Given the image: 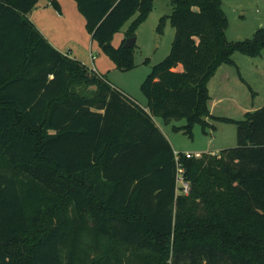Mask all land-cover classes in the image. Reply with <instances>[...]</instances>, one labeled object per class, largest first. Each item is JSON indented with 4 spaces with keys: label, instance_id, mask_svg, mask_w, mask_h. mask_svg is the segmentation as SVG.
I'll return each mask as SVG.
<instances>
[{
    "label": "trees",
    "instance_id": "trees-1",
    "mask_svg": "<svg viewBox=\"0 0 264 264\" xmlns=\"http://www.w3.org/2000/svg\"><path fill=\"white\" fill-rule=\"evenodd\" d=\"M75 1L93 38L133 67L135 43L111 39L137 14L126 32L135 36L153 0ZM37 2L0 0V264H133L134 253L156 264H264V104L216 117L237 123V145L180 151L188 193L155 120L186 117L190 135L196 122L212 126L211 77L236 51L260 54L264 27L230 41L221 0H171L175 37L141 84L143 107L58 49L28 15Z\"/></svg>",
    "mask_w": 264,
    "mask_h": 264
},
{
    "label": "rangeland",
    "instance_id": "rangeland-1",
    "mask_svg": "<svg viewBox=\"0 0 264 264\" xmlns=\"http://www.w3.org/2000/svg\"><path fill=\"white\" fill-rule=\"evenodd\" d=\"M60 1L63 4V14L57 15L59 11L56 7L53 8L41 17L42 26L50 31L49 34L56 42L66 48L65 51L71 50L74 55L78 54L80 57L82 56L78 50L84 51L85 57L82 58L86 61L92 49L97 58L101 59L103 70L99 71L112 84L129 93L141 106L146 107L148 99L141 89V84L153 66L169 54L175 37V27L167 16L173 10L171 0H153L152 10L137 26L133 51L135 65L130 68L119 67L103 49L98 39L93 38L86 26V18L75 0ZM221 6L228 18L225 34L230 41L251 38L257 30L264 27V0H221ZM136 16L137 14L132 15L113 34L111 39L113 46H120L124 38H128L127 29ZM162 16H165V20L159 29L158 24ZM233 57L239 62L238 66L222 63L221 69L226 67L227 71L220 72L221 69L218 68L216 76L213 75L208 84L210 104L214 101L212 97H223L213 109L215 115L213 114L212 118L215 120L213 123L218 126L217 131L214 124L204 129L201 123L196 122L190 135L184 129L186 117L173 118L165 122L161 116H156L176 151L193 150L197 153L217 144H223L224 148L237 145V123L216 117L223 114L235 120L243 119L247 110H254L264 104V47L260 54L250 55L236 51ZM223 74L226 76L225 81L220 80ZM227 76L233 77L227 79ZM149 257L150 259L147 253L142 255L134 253L130 254V261L133 264H156L154 257ZM78 264L87 263L80 261Z\"/></svg>",
    "mask_w": 264,
    "mask_h": 264
},
{
    "label": "crops",
    "instance_id": "crops-1",
    "mask_svg": "<svg viewBox=\"0 0 264 264\" xmlns=\"http://www.w3.org/2000/svg\"><path fill=\"white\" fill-rule=\"evenodd\" d=\"M57 2L58 6L56 4H54V2ZM53 2V0H38L36 6L28 13L29 17L34 21V23L36 24V26H39L38 28L41 30H43L44 32V35L58 48L60 49L61 51L63 52H67L69 53L70 55L76 57V58H79L80 60H82L84 63H89L90 65H92V68H95L100 74H103L101 71H99V69H102L103 70V67L100 63V60L99 58H97L98 56L96 55V53L90 49V54L87 55L88 56V62L86 60H84L82 57H85V54H84V51L81 50H78V53H80V55L82 57H80L78 54H73V52L70 50L69 52L68 51H65L66 48H63L61 45L62 44H59L58 42H56V40H54V38L49 34L50 31H47L46 28H44L41 24V21L40 19H42L41 17L42 16H45L47 14V12H49L50 10H53V8H57V10L59 11V13H57V15H60V14H63L64 12V9H63V4L60 0H55ZM53 16V15H52ZM41 30V31H42ZM84 46V45H83ZM92 48V47H91ZM64 49V50H63ZM79 49V48H78ZM83 49V48H81ZM93 54L95 56V58H91L90 55ZM235 60V63H226V64H232V65H236L238 66L239 62L237 61L236 57L234 58ZM88 65V64H87ZM89 66V65H88ZM221 66V65H220ZM221 69V67H219ZM219 69V70H220ZM225 72L227 71V68H223L221 69L220 72ZM229 71V70H228ZM217 72L214 74V76H216ZM233 77V76H232ZM231 76H227V79H232ZM226 79V76L225 74H223L220 78L221 81H225ZM212 99L214 100L211 104H210V112H211V115L210 116H207L206 119L207 121L210 123V124H214L213 121L214 118H212L213 114L215 115L213 109H215V106H216V103L219 102L220 100L223 99V97H212ZM248 111V110H247ZM219 116H226V115H219ZM155 120L157 122V124L160 126V128L163 130V132L165 133V135L167 136V138L169 137L166 132L164 131V129L161 127V125L159 124V122L157 121L156 119V116H155ZM215 127H216V131L218 130V126H216V124H214ZM169 139V138H168ZM170 140V139H169ZM222 140H220V143H221ZM171 142V141H170ZM215 144V143H214ZM225 146L223 144H217L216 146H211V147H207L205 148L204 150H202L201 152L203 151H219L220 149L224 148ZM187 151H191V152H194L193 150H187Z\"/></svg>",
    "mask_w": 264,
    "mask_h": 264
},
{
    "label": "built area",
    "instance_id": "built-area-1",
    "mask_svg": "<svg viewBox=\"0 0 264 264\" xmlns=\"http://www.w3.org/2000/svg\"><path fill=\"white\" fill-rule=\"evenodd\" d=\"M92 58H95L93 54H91ZM95 69V68H94ZM185 155L187 157L191 156H200L201 152H191V151H184ZM175 155H176V160H177V165H178V170H177V184L179 185V189L182 192L188 193L189 190L191 189V184L190 182L185 178L184 176V169L181 166L179 162V157H180V151L175 150Z\"/></svg>",
    "mask_w": 264,
    "mask_h": 264
},
{
    "label": "water",
    "instance_id": "water-1",
    "mask_svg": "<svg viewBox=\"0 0 264 264\" xmlns=\"http://www.w3.org/2000/svg\"><path fill=\"white\" fill-rule=\"evenodd\" d=\"M136 41V36H130L128 37L125 42H124V46L125 47H130V46H133L134 43Z\"/></svg>",
    "mask_w": 264,
    "mask_h": 264
}]
</instances>
